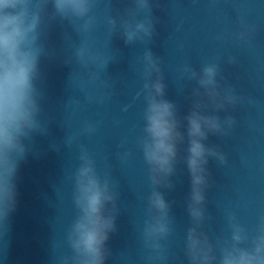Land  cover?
<instances>
[{
	"label": "clouds",
	"instance_id": "clouds-1",
	"mask_svg": "<svg viewBox=\"0 0 264 264\" xmlns=\"http://www.w3.org/2000/svg\"><path fill=\"white\" fill-rule=\"evenodd\" d=\"M53 18L76 25V32L85 39L75 51V58L85 68L105 69L110 62L94 52L87 36L97 24L93 14L96 0H0V230L8 231V222L18 203L17 178L20 163L26 158L34 134L43 132L40 123V96L36 87L39 79L38 61L43 48L38 43L42 16L48 3ZM153 0H130V6L116 16H107L110 37L119 35L125 45L149 44L156 33L158 20L153 17ZM82 22V23H80ZM241 31L234 39L251 44L253 28L240 19ZM160 59L146 48L140 60L139 75L143 86L138 97L143 99L141 119L143 127L136 145L148 166L150 194L147 197V216L142 237L150 251L148 264L167 256L160 243L171 235V204L165 191L175 185L172 177L180 162L189 175L187 212L191 226L187 229L184 255L188 264H264V216L250 232L234 213L227 216L230 238L210 241L202 230L205 219V192L209 187L210 159L226 163L225 155L216 145L206 143L210 136H227L236 124L233 116L221 119L218 113L227 112L241 102L234 87L222 84L223 75L218 64H205L199 71L184 65L178 69L180 78L195 82L185 97L187 113L181 115L177 103L166 98ZM235 64L234 57L228 59ZM89 82L95 83L97 72L89 71ZM89 97V102H91ZM102 102V100L100 101ZM227 129V130H226ZM95 126L85 127L91 136ZM183 150V154H182ZM130 152L120 155L126 161ZM79 166L73 173L72 202L76 216L68 226L63 242L68 254L58 257V264H106L111 255L108 242L117 232V195L110 173L97 171L96 161L83 145H79ZM107 167V166H106ZM164 190V191H162Z\"/></svg>",
	"mask_w": 264,
	"mask_h": 264
},
{
	"label": "water",
	"instance_id": "water-1",
	"mask_svg": "<svg viewBox=\"0 0 264 264\" xmlns=\"http://www.w3.org/2000/svg\"><path fill=\"white\" fill-rule=\"evenodd\" d=\"M124 1L125 8L129 7L130 0ZM153 3L152 15L158 23L152 41L128 45L137 135L143 127L144 104L137 93L143 86L139 69L146 48L160 59L167 85L166 98L177 103L181 115L187 113L189 102L185 97L196 85L181 79L178 69L188 65L199 71L205 64H218L224 77L221 83L234 87L242 100L227 112L218 113L221 119L229 115L235 118L236 124L228 130L229 134L210 136L206 142L219 147L226 163L209 161L211 176L205 192L202 230L213 243L217 238H230L227 216L234 213L251 232L264 216V0H153ZM241 18L253 28L250 45L234 39V34L242 30ZM230 57L235 58V64L228 63ZM140 154L148 197L151 191L148 166ZM172 182L174 189L165 191L171 204L172 232L160 243L167 256L165 264H188L184 243L191 226L187 212L190 188L183 162L177 165Z\"/></svg>",
	"mask_w": 264,
	"mask_h": 264
}]
</instances>
